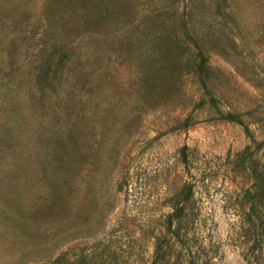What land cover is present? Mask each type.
<instances>
[{
    "label": "rangeland",
    "instance_id": "obj_1",
    "mask_svg": "<svg viewBox=\"0 0 264 264\" xmlns=\"http://www.w3.org/2000/svg\"><path fill=\"white\" fill-rule=\"evenodd\" d=\"M263 184L264 0H0V264H264Z\"/></svg>",
    "mask_w": 264,
    "mask_h": 264
},
{
    "label": "trees",
    "instance_id": "obj_2",
    "mask_svg": "<svg viewBox=\"0 0 264 264\" xmlns=\"http://www.w3.org/2000/svg\"><path fill=\"white\" fill-rule=\"evenodd\" d=\"M263 186H264V184H263ZM260 194H261L262 199H263V197H264V191L261 190ZM178 211H180V210L178 209ZM263 222H264V220H262V227H264V226H263V225H264ZM62 263H65V264H66V261H62ZM70 264H72V263H70Z\"/></svg>",
    "mask_w": 264,
    "mask_h": 264
}]
</instances>
